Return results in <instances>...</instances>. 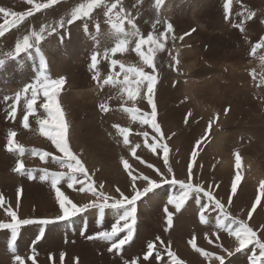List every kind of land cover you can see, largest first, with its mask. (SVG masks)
<instances>
[{"label": "rangeland", "instance_id": "1", "mask_svg": "<svg viewBox=\"0 0 264 264\" xmlns=\"http://www.w3.org/2000/svg\"><path fill=\"white\" fill-rule=\"evenodd\" d=\"M40 2L46 0H34V3ZM105 2L110 5L115 0ZM226 2L229 4L231 23L225 20ZM80 3H87V0H60L49 9L34 12L15 26H11L15 18H6L0 14V26L6 25V20L7 25L11 26L7 32L9 37L0 38V60L4 61L0 65V194L4 197V204L0 206V223L11 222V218L6 215L9 207L17 212L18 219H50L58 214L59 207L55 192L51 188V178L46 176L41 180L40 177L44 175L42 170L64 174L58 187L74 203L80 206L91 201L104 203L90 192L79 191L81 182L87 187V178L79 173H70L66 167L54 160L53 157L65 158L51 140L40 133L41 125L38 121L48 119L49 111L56 114L54 107L45 110L42 106L46 98L38 78L46 75L49 79H65L64 86L55 90V98L70 130L69 147L84 163L96 191L109 197L108 203L119 200L117 188L131 195V181L123 169L122 159L127 160L136 173L147 174L158 182L160 177L146 166L148 163L160 168L169 179L174 174L178 180H186L187 165L192 161L195 174L193 183L206 190L211 186L210 190L216 199L225 205V212L232 219L253 226L257 235L262 238L264 234L254 220L257 221L258 216L264 217V207L257 206L263 216H256L254 212L249 219L247 212L251 210L256 196L261 194L258 191L261 181L258 186L248 183L257 179L260 172L264 181V46L257 48L255 53L252 52V48L264 37V0H164L159 9L156 8L155 0H120L112 16L114 18L115 12L122 7L125 10L122 13L123 26L127 31H133L127 24L129 17L137 26L136 31L145 38L152 33L158 39L160 33L165 31V22L173 26L174 32L167 33L164 41V51L154 54L155 72L144 65L135 53V39L130 41L124 52L113 55L108 51L105 56V50L115 46L117 36L110 27L109 17L104 15L106 8L103 5L92 12L91 18H82L71 25L67 24L72 9ZM0 7L16 13L32 10V5L27 0H2ZM249 12H254V17L245 19ZM61 20L65 21L62 28L59 27ZM241 21L243 31L240 30ZM42 26L56 29L51 34L48 31L43 33V39L38 45L46 61L43 74L40 57L36 55L35 48L29 53H15V44L22 42L24 35L39 32ZM181 36L184 37L183 40L180 39ZM30 42L34 43V40ZM142 51L147 54V45L142 47ZM94 53L97 54L95 67L91 62ZM113 60L117 61L115 67L111 64ZM120 64L142 68L157 78L153 97L157 106L156 123L161 127L163 135L169 137L163 143L169 147L168 163L173 169L171 174L164 165L162 150L158 149L153 153L144 146L146 141L143 133L148 134L149 144L156 135L149 124L139 122L145 113L150 115L152 111L147 104L146 84L137 90L136 100H130L123 89L129 86L134 88L135 85L123 83L125 74L121 71ZM132 76L129 75L130 81L136 79ZM109 77L119 83L105 84L104 81ZM29 84L35 86V93L32 89L23 91ZM74 91L80 93V96L70 95ZM33 94L36 95V101L32 113L28 114L29 126L25 128L23 117L27 112L26 103ZM101 104L106 106L107 111L100 110ZM13 105L14 116L11 113ZM225 108L230 109L227 115H224ZM124 109L136 111L126 112ZM188 113L191 115L186 124L184 117ZM116 114L119 117H115ZM133 114L137 117L136 120L132 119ZM217 114L219 119L208 131L207 138L193 161L190 153L195 141L205 135L209 121ZM119 118H126L127 122L121 120L120 123L117 120ZM120 128L128 129L127 144L118 130ZM44 129L54 132L57 130L56 121L49 120ZM9 132H15L12 152L6 150ZM114 139H120L116 147ZM212 141L215 147L210 148ZM118 144H122L124 149ZM137 144L140 145L136 150L139 159L131 154V148ZM15 145L24 149L23 155L15 150ZM33 150L37 153L48 152L50 155L41 161L39 155H33ZM235 153L241 158L239 168L235 166ZM17 160L23 164V175L13 171ZM140 160L145 163L141 164ZM227 166H231L230 169ZM29 170L34 177L31 180L27 176ZM237 174L241 180L237 186V194L233 195L232 203L229 204L227 197L231 194V181ZM70 175L77 181L72 189L66 185ZM137 183L143 185L141 181ZM100 184L104 185L103 189L98 187ZM18 189L22 190L19 200ZM180 191L179 185L161 184L154 193H149L137 202V223L133 240L118 254L107 251L110 246L108 243L90 241L86 237L102 230H110L120 211L91 207L65 222L21 225L14 241L15 252L24 259L25 264H33L28 259L33 252L36 264H123L124 260L134 258L142 261L148 242L160 245V241L156 240L159 236L181 264H219L212 258L205 259L193 249L188 241L195 236L197 247L205 252L224 255L225 264H248L247 257L252 255L249 249L253 246L249 245L237 253L234 251L235 237L228 236L223 230L217 232L220 239L212 235L217 231V219L223 220V216L211 205L204 210L203 205L207 203L205 199L201 198L197 203L195 194H190L180 212H176L174 205L167 203L170 195H179ZM261 199L264 201V194H261ZM165 207L173 215L171 227L167 224ZM202 210L206 224L200 223ZM223 222L227 225L230 221ZM262 223L264 226V222ZM166 227L168 232L164 231ZM41 231L43 236L37 240L36 237ZM82 232L84 235H81ZM206 233L213 241L212 244L205 239ZM10 241L11 230L0 228V264H14L9 252ZM217 244L227 247L233 255L228 256L226 252H221L216 247ZM255 251L258 255L259 249ZM61 253L65 254L63 260ZM159 253L158 258L155 255L149 258L151 264H172L164 247H159Z\"/></svg>", "mask_w": 264, "mask_h": 264}, {"label": "snow or ice", "instance_id": "2", "mask_svg": "<svg viewBox=\"0 0 264 264\" xmlns=\"http://www.w3.org/2000/svg\"><path fill=\"white\" fill-rule=\"evenodd\" d=\"M60 0H46V2H40V3H34V0H27V3L32 5V10L24 12V13H16L14 11L6 10L3 7H0V14H3L4 17H13L15 19L12 20L11 26L17 25L18 22H22L25 20L26 17H30L34 14V12H39L44 9H49L53 7L54 5L58 4ZM164 0H155L156 8L159 9L161 5L163 4ZM120 4V0H115V2L108 5L105 0H87V3H80L78 6L72 9L70 18L67 19L66 23L71 25L75 21L80 20L82 18H91L92 12L100 8L102 5L106 8V11L104 15L106 17H109L110 21V27L112 28L113 32L117 36V42L115 43L114 47H111L110 50H105V56H107L108 51H110L113 55H115L118 52H124L127 48V45L130 43L132 39H135V47L134 51L135 53L140 57L143 64L146 65L148 68H151L153 72L156 71V67L154 64V54L159 51H164V41L167 38V33L174 32L173 26L170 23L165 22V31L161 32L159 35V38L157 39L152 33H149L147 37H143L139 34L138 31H126L124 29V9L120 7L119 11L115 12V17L113 18L112 14L114 10L118 8V5ZM224 13H225V20L230 22L229 19V4L226 2L224 4ZM237 15H241L240 13H237ZM254 12H249L247 16H245V19H251L254 17ZM159 23V21H157ZM8 21H5V24H7ZM65 21L61 20L59 23V27H63ZM127 24L130 26L131 29H136V25L134 21L129 17L127 19ZM234 27L236 25H233ZM86 27V26H85ZM55 27L49 28L48 26H42L39 30V32H32L31 35H24L22 42L15 44V53L17 55L21 53H29L31 49L35 48L36 55L40 57V67L42 74L44 70L46 69V61L43 58L41 54V50L38 47L40 41L43 39V33L46 31L51 34L52 32H55ZM240 30L243 31V21H241L240 24ZM4 27L0 26V37L4 36ZM185 35H188L187 33ZM176 37L173 35V40H175ZM181 40L184 39L183 36L180 37ZM30 40H34V43L30 42ZM147 45L148 52L147 54L142 51V47ZM264 46V37H261L258 44H256L252 48V52L255 53L256 49ZM97 61V54L94 53L91 56V62L92 66H96ZM4 61L0 60V65H3ZM112 66L115 67L117 65V61L113 60L111 62ZM121 71L125 74L124 75V81L123 83L125 85H131L134 84L135 88L129 86L123 89V91L126 92L128 98L130 100L135 101L138 95V89L141 87V85L146 84V97H147V104L151 107L152 111L151 114L145 113L143 115V118L140 119L141 124H149L153 130V132L156 134L152 142L149 144L147 143L148 134L145 132L143 133V136L145 137V147L148 148L151 152L156 153L157 150H162L164 156V165L167 168L168 173H173V169L169 166L168 163V153H169V147L166 143H163V141L169 139V137H166L163 135L161 127L156 123V116H157V106L154 102V87L157 84V78L155 75L149 74L145 72L142 68L138 67H125L123 64L119 65ZM133 75L136 79L134 81L129 80V75ZM93 79H96L95 76H93ZM38 83H41L43 86V95L46 98V102L42 105L45 110H49L51 107L55 108V115L52 114L51 111H49V118L44 120H39L38 123L41 125L40 127V133L41 135L46 136L49 140H51L52 144L55 146L57 151L61 154H63V157L65 159H61L58 157H53L54 160H56L58 163L61 164V166L66 167L70 173H79L85 178H87V187L83 186V182H81L82 186L79 188L80 192H90L93 196H96L97 199H102L104 203L97 204L94 201L89 202L88 204H85L83 206H80L76 203H74L72 200L68 198L58 187L60 184L61 179L63 178L62 173H48L46 170H42L44 172V175L40 177L41 180H44L46 176H50L51 178V188L55 192V199L59 207V212L54 218L50 219H39V220H33V219H18L17 212L9 207L6 209V215L11 218V222L9 223H0V228L4 229H10L12 233V241L9 243V252L12 254L13 262L14 264H25L24 259L16 254L15 248H14V241L17 236V229L21 225H29V224H39V225H49L53 223L58 222H65L70 220L72 217L77 216L78 214L85 212L88 210V208H111L114 210L120 211V214L118 218L115 220L114 223L111 224L110 230H102L99 232H96L93 235H87V239L90 241L93 240H99L102 242L108 243L110 246L107 248V251L113 254H118L121 252V250L124 248L125 245L129 244L133 240L134 232H135V226L137 223V202L140 201L143 197L147 196L149 193H154L155 189H158L161 184H173V185H179L181 191L179 195H170L167 199V203L169 205H174L176 212H180L181 208L185 204V202L188 200L190 194H195L196 202L199 203L201 198L205 199L207 201L206 204L203 205V209L206 210L209 205L214 206L215 209L219 210L221 216H223V220L230 221L227 225L224 224L223 220L217 219L215 224V229L217 231H214L212 235L217 236V239H220V237L217 235L218 231H226L228 236L235 237L236 246L234 251L235 252H241L243 249L248 248L249 245H252L253 248L249 249V251L252 252V255L248 256V264H264V239L259 237L256 233V231L250 227L246 222L241 220H235L232 219L226 212H225V205L216 199L213 192L210 190L211 186H209V189L203 188L201 185L193 183L195 179V174L193 172V162L190 161L187 165V179L186 180H178L175 175H172V178L169 179L168 176L157 167H154L153 164L148 163L146 166L153 170V172L156 173L157 176L160 177V181H156L151 176L144 174V173H136V170L133 169L127 160L122 159L121 163L123 164V169L126 173H128V176L130 178L131 184V195L125 194L123 191L120 190V188L116 189V192L119 193V200L113 203H108L109 197L104 196L103 193H98L96 191V188L94 187V182L92 181V178L88 172V170L85 168L84 163L80 158H78L74 152L69 147V127L66 124V121L63 118L62 111L60 107L58 106L57 100L55 98V90L60 88L64 83L65 79L63 77L59 79H49L46 75H42L41 78H38ZM105 84H113L119 83L118 81L113 80L111 77L106 79L104 81ZM29 89H32L35 93L36 88L34 85L29 84L26 85L23 91L27 92ZM50 90L52 92V95H50ZM17 100L19 99V94H17ZM36 101V95L33 94L31 99L28 100L26 103V114L23 117V126L27 128L28 125V114L32 113L33 110V104ZM100 110L102 112L107 111V108L104 104L99 105ZM126 112H135V109H124ZM230 112L229 108L224 109V115H227ZM11 113L14 116L15 115V105H13V108L11 109ZM191 115V113L186 114L184 117L185 123H188V117ZM132 119L136 120L137 117L133 114ZM219 119V114L216 115V117L213 120L209 121L208 128L205 130V135L202 136L200 139H197L195 141V144L191 150V157L194 161L195 158L198 156V150L204 143V141L207 138L208 131L212 129L213 124L216 122V120ZM49 120L56 121L57 123V130L53 131H45L44 125L49 123ZM124 136V143H128V129L127 128H120L118 129ZM15 136V132H9L8 133V140L6 145V150L8 152H12L14 150V142L13 137ZM161 141V142H157ZM140 147L139 144L133 146L131 148V154L136 158L139 159L138 156H136V150ZM15 150L20 154L23 155L24 149L20 147L19 145H15ZM33 155H39L41 161H44L45 157L50 155L48 152L43 153H37L35 150H33ZM235 166L236 168L240 167L241 158L238 153H235ZM140 163H145L144 160H140ZM13 171L24 174L23 172V164L21 161L17 160L15 168ZM28 179H33V173L31 170L27 172ZM241 177L239 174L235 175V178L231 181V194L227 197L228 203H232L233 195L237 193V186L240 182ZM138 181L143 182V185L137 183ZM77 183L74 176H68V188L72 189L73 185ZM100 189H103L104 185L100 184L98 186ZM216 187H219L218 185ZM21 189L17 190V199L19 200V196L21 193ZM261 194H264V181H261L260 188L258 190ZM202 194V195H201ZM261 194H258L255 198V201L251 204V210L247 212V216L249 219L252 218L253 213L257 210V206L264 207V201L261 199ZM4 204V197L2 194H0V206H3ZM165 216L167 217V224L169 227L172 225L173 221V215L169 211L167 207L164 209ZM200 223L206 224L207 221L205 219V216L203 214V210L200 214ZM235 225V227H233ZM165 232L168 231V227L164 229ZM123 233L121 236L120 234ZM81 235H84V232L81 233ZM43 236V232L41 231L40 235L36 237L37 240L41 239ZM196 239L195 236L191 240L188 241L189 244L192 245L193 249L200 253L201 256H203L205 259L212 258L219 262V264H225V256L224 255H216L212 252H205L201 248L197 247L196 243L194 242ZM205 239L208 240L209 244H212L213 241L208 238L207 233L205 234ZM157 241H160V245H156L154 242L150 241L147 244V251L143 255V260L139 261L138 258H134L131 260H124L123 264H145V262H148V264H151L150 257L157 256L159 257V247H164L165 251H167L169 258L172 261V264H181L179 260L176 259L175 254L169 250L168 245L161 240V238L158 236L156 237ZM216 247L221 249V252H226L228 256L233 255L232 251H229L227 247L222 246L220 244H217ZM259 249L258 255L255 251V249ZM65 254L61 253V260L64 259ZM29 260H32L33 264H36L35 261V252H33L32 256L28 257ZM78 259V258H77Z\"/></svg>", "mask_w": 264, "mask_h": 264}, {"label": "bare ground", "instance_id": "3", "mask_svg": "<svg viewBox=\"0 0 264 264\" xmlns=\"http://www.w3.org/2000/svg\"><path fill=\"white\" fill-rule=\"evenodd\" d=\"M0 1H2V0H0ZM5 1H6V0H5ZM213 5H214V4H213ZM165 6H166V5H165ZM164 8H165V7H164ZM64 9H65V7H64ZM165 9H166V8H165ZM51 13H52V12H51ZM54 13H55V12H54ZM173 14H174V12H173ZM7 21H8V20H7ZM2 24H4V23H2ZM3 27H4V32H5V34H4V36H2V39H3V38L7 39V37H9V34H8L7 32L10 31L11 26H8V25L6 24V25H4ZM149 28H150V27H149ZM147 29H148V28H147ZM134 30L136 31V29H133V31H134ZM126 31H127V30H126ZM30 32H31V31H30ZM107 32H108V31H107ZM6 34H8V35H6ZM0 38H1V37H0ZM2 39H1V41H2ZM1 41H0V44H2ZM177 47H178V46H177ZM182 51H183V53H184V49H183ZM182 51H181V52H182ZM187 52H189V51H187ZM183 53H182V54H183ZM182 57H183V56H182ZM138 58H139V57H138ZM159 62H160V61H159ZM160 67H161V66H160ZM130 75H131V74H130ZM253 75H254V74H253ZM107 76H108V75H107ZM132 77H133V76H132ZM68 83H69V82H68ZM71 83H72V82H71ZM71 83H70V84H71ZM211 83H212V82H211ZM248 83H249V82H248ZM195 84H196V83H195ZM68 85H69V84H68ZM186 85H187V84H186ZM186 85H185V88H187ZM190 85H191V84H190ZM63 86H64V85H63ZM182 86H183V85H182ZM187 86H188V85H187ZM244 86H245V85H244ZM212 87H213V86H212ZM134 88H135V87H134ZM188 88H190V87H188ZM67 90H68V89H67ZM185 90H188V89H185ZM257 90H258V89H257ZM64 91H65V90H64ZM70 91H71V90H70ZM68 92H69V91H68ZM92 92H93V91H92ZM252 92H253V91H252ZM59 94H60V93H59ZM62 95H63V94H62ZM70 95H72V96H77V97H78V95L80 96V93H78L77 91H74V92H71ZM62 98H63V97H62ZM75 98H76V97H75ZM82 103H83V102H82ZM199 110H200V109H199ZM113 115H114V113H113ZM117 115H118V116H117ZM116 116L119 117V114H116L115 117H116ZM121 117H124V115H123V116L121 115ZM117 120H120V123H121L122 121H125V123L127 122L126 118H123V120L119 118V119H117ZM121 120H122V121H121ZM113 121H114V120H113ZM215 123H216V122H215ZM122 124H123V123H122ZM134 124H136V123L134 122ZM199 124H200V123H199ZM30 126H31V125H30ZM117 128H118V127H117ZM110 129H111V128H110ZM116 139H117V138H116ZM135 139H136V138H135ZM114 141L116 142V143L113 142V143H115L114 145H115V147H116L117 141L119 142L120 139H119V140H115V139H114ZM133 141H134V140H133ZM137 141H138V140H137ZM131 142H132V141H131ZM135 142H136V140H135ZM212 142H213V141H212ZM119 143H120V142H119ZM130 144H131V143H130ZM119 145H120V148H121V147H122V148L124 147V146H122V144H118V146H119ZM131 145H133V144H131ZM118 146H117V147H118ZM209 146H211L210 148H212V146L215 147L214 142H213V145H210V144H209ZM127 147H128V146H127ZM206 147H207V146H206ZM214 147H213V148H214ZM123 149H124V148H123ZM125 149H126V148H125ZM128 149H130V147H128ZM126 152H128V151H126ZM5 155H6V154H5ZM12 155H13V154H12ZM0 159H1V158H0ZM2 159H3V158H2ZM22 159H24V158H22ZM10 160H11V159H10ZM230 167H231V166H227L228 169H230ZM218 174H219V173H218ZM198 176H199V175H198ZM15 178H16V177H15ZM262 179H263V176H262V174H261V172H260V175L258 176V178L255 179V180H252V181H251L250 183H248V184H249V185H254V186L256 185V186H258V185H259L258 183H259L260 181H262ZM104 183H105V182H104ZM208 184H209V183H208ZM66 185H67V184H66ZM222 185H223V184H222ZM108 187H109V185H108ZM108 187H107V188H108ZM224 188H225V187H224ZM227 188H228V187H227ZM258 188H259V187H258ZM214 189H215V188H214ZM222 189H223V188H222ZM256 189H257V188H256ZM230 190H231V189H230ZM242 191H243V190H242ZM226 192H227V190H226ZM157 194H158V193H157ZM236 194H237V193H236ZM238 194H239V193H238ZM252 194H253V193H252ZM234 195H235V194H234ZM243 195H244V194H243ZM253 195H254V194H253ZM220 196H221V195H220ZM251 196H252V195H251ZM157 197H158V196H157ZM161 197H162V196H161ZM235 197H236V196H235ZM240 197H241V196H240ZM238 198H239V197H238ZM243 198H244V197H243ZM249 198H250V197H249ZM149 199H150V198H149ZM149 199H148V200H149ZM240 199H241V198H240ZM244 199H245V198H244ZM244 199H243V200H244ZM250 199H251V198H250ZM162 200H163V198L161 199V201H162ZM235 200H238V199H235ZM241 200H242V199H241ZM150 201L152 202V199H151ZM150 201H149V202H150ZM161 201H160V202H161ZM245 201H246V199H245ZM154 202H155V201H154ZM225 202H226V201H225ZM239 202H240V201H239ZM242 202H243V201H242ZM164 203H166L165 200H164ZM236 203H237V202H236ZM243 203H244V202H243ZM53 204H54V203H53ZM159 204H160V203H159ZM244 204H245V203H244ZM244 204H243L242 207H244ZM55 205H56V204H55ZM147 205H149V204H147ZM238 205H239V204H238ZM171 206H172V205H171ZM234 206H235V205H234ZM142 207H143V206H142ZM150 207H151V204H150ZM152 207H153V206H152ZM191 208H192V207H191ZM57 209H59V208H57ZM240 209H241V208H240ZM143 211H144V210H143ZM259 211H260V210L255 211V212H256V216H257V215H262V216H263V214H262L261 212H259ZM24 215H25V214H24ZM192 217H193V216H192ZM263 218H264V217L258 216V217H256V220H257V221H255L254 219H253V220H254V223H255V222L257 223V225H256L257 227H258V225H259V230L264 234V226H263V223H262V222H264V219H263ZM183 219H184V218H183ZM183 222H184V221H183ZM146 223H147V222H146ZM159 223H160V222H159ZM159 223H158V224H159ZM250 225H251V224H250ZM252 225H253V224H252ZM180 226H181V225H180ZM182 226H183V225H182ZM192 227H193V226H192ZM251 227H253V226H251ZM151 229H152V228H151ZM59 230H60V229H59ZM177 230H178V229H177ZM152 231H153V230H152ZM167 232H168V231H167ZM152 233H153V232H152ZM54 234H56V233H54ZM156 234H157V233H156ZM136 236H137V235H136ZM57 237H58V236H57ZM139 237H140V236H139ZM143 237H144V235H143ZM23 238H24V237H23ZM50 238H51V237H50ZM262 239H264V235L262 236ZM23 240H24V239H23ZM40 244H41V243H40ZM87 247H88V246H87ZM128 253H129V251H128ZM105 254H106V253H105ZM129 255H130V254H129ZM7 256H8V255H7ZM122 256H123V255H122ZM5 257H6V256H5ZM129 257H130V256H129Z\"/></svg>", "mask_w": 264, "mask_h": 264}]
</instances>
